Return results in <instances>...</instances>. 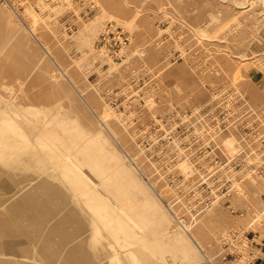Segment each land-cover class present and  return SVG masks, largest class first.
Returning a JSON list of instances; mask_svg holds the SVG:
<instances>
[{
  "label": "rangeland",
  "instance_id": "374dc122",
  "mask_svg": "<svg viewBox=\"0 0 264 264\" xmlns=\"http://www.w3.org/2000/svg\"><path fill=\"white\" fill-rule=\"evenodd\" d=\"M11 1L0 0V264H222L231 231L264 234V0ZM172 116L203 121L162 153L141 150V131ZM222 116L230 137L213 138ZM48 121L101 129L112 162L99 156L98 176L77 166L74 135L44 133ZM125 167L146 189L143 222L102 183H122Z\"/></svg>",
  "mask_w": 264,
  "mask_h": 264
},
{
  "label": "built area",
  "instance_id": "2783aa9c",
  "mask_svg": "<svg viewBox=\"0 0 264 264\" xmlns=\"http://www.w3.org/2000/svg\"><path fill=\"white\" fill-rule=\"evenodd\" d=\"M3 2H6V4L12 8H16L17 5H15V3L11 0H2ZM145 70V68H144ZM143 74L150 76V79L153 80V71L149 70V68L147 70H145L144 72H142ZM145 103H150V102H145ZM171 119L168 121L169 125H166L164 122H161V124H157V127H154V130H149L147 133V129L150 128L149 126L152 125H148L147 128H145L144 130L141 131V136L142 138H146V143L148 144V146H144L142 144V142L140 143L141 145V150H144L145 148L147 149V151H151L153 152L154 149L156 148V146H158V152L162 153L163 149L165 147H168V144L170 142H174L176 141V138L178 137L179 134L182 133L181 128H191L192 123H196V122H201L203 120V118H198V119H194V118H186L184 121L178 120L176 116H172L170 117ZM158 120V119H156ZM162 121V120H161ZM211 122H212V127L209 126L212 134L211 137L213 138H219V137H223L224 134H227L225 137H230L228 134L231 133V131L229 130V126L227 125L226 122V118L224 116L222 117H212L211 118ZM167 123V122H166ZM184 124V125H182ZM191 124V125H188ZM238 129V127H236ZM237 133H240V130L238 129ZM139 134L135 135L138 136ZM240 144V141H239ZM234 151L238 152V156H237V162L233 163L232 159L230 161H232L230 167L231 168H235L238 167L240 165L239 160V155L240 153L243 151L242 147H240V145H238V147H236V149ZM133 160V159H132ZM170 166L172 168V170L174 169L175 165L173 164H167L166 169L169 168ZM160 168H162L160 166ZM155 170L156 173L159 172V168H157L156 166L154 168H152ZM146 179L148 181H151V176H145ZM171 184H173L174 182V178H169ZM215 184L212 182L211 184H209L210 187H213ZM221 189H223V186H226V190L223 193V195H225V193L229 192V180H225L222 182V184L220 185ZM218 198L217 197H213V198H209L207 199V201L202 202L200 205H204L205 203L208 206H211ZM221 200L225 201L224 198H221ZM174 201V199H173ZM178 202H175V204H177ZM206 206V207H208ZM205 208V207H203ZM201 208L199 211H197L196 213H200L201 210L203 209ZM230 210L231 212H235L236 209L231 205L230 206ZM183 224H181L182 226H185L186 223L182 222ZM254 235L250 236L248 235L247 232H245L244 230H242L241 232H239L238 230H233L231 231L229 234L226 235L223 244L225 246L224 249H226L225 253L222 256V264H251L253 262L254 259V252H253V245L255 243L254 239H253ZM226 259V260H225ZM229 260V261H227Z\"/></svg>",
  "mask_w": 264,
  "mask_h": 264
},
{
  "label": "bare ground",
  "instance_id": "6f19581e",
  "mask_svg": "<svg viewBox=\"0 0 264 264\" xmlns=\"http://www.w3.org/2000/svg\"><path fill=\"white\" fill-rule=\"evenodd\" d=\"M0 15V19L2 20L9 18V14L5 13V11H1ZM26 113L38 116L37 110L33 108ZM50 122L53 121H48V123L46 122L45 125L42 124V126H44L41 129L43 131L45 130L44 133H49L51 135L52 132L57 130V127L61 128L62 126L61 124H56L54 127L53 123L51 124ZM88 126H84L81 124H77V122H74L71 123L70 126L68 124L67 126L63 125L62 128H66L67 131L70 130L69 132L74 135L73 138H70L68 141H66V145L67 147H70L72 151L76 150L75 152H77V154L79 155V157L76 158L75 164L79 167L80 165H82L84 167H87L88 169H92L94 171L92 175L98 176L100 174L101 168L99 156H103L104 159L109 163L112 162V159H110L109 155L110 153L108 155L106 154L110 142H108L101 129L95 127L93 128L91 125ZM102 183L107 188H110L118 197L123 196L125 198V202L131 206L128 207V210L126 212L129 217H133L135 220L140 222L144 221L143 211L140 209L139 203L137 204L136 202H138L139 199H145L144 194H146V189L144 187V184H141L139 182L132 171L128 170L127 167H125L124 172L122 173V183L120 184L114 181L111 182V180H103ZM162 226L165 225L162 224ZM121 245L127 247V244L123 242L121 243Z\"/></svg>",
  "mask_w": 264,
  "mask_h": 264
},
{
  "label": "crops",
  "instance_id": "0c3cea01",
  "mask_svg": "<svg viewBox=\"0 0 264 264\" xmlns=\"http://www.w3.org/2000/svg\"><path fill=\"white\" fill-rule=\"evenodd\" d=\"M254 256L255 259L251 264H264V234H257L254 238Z\"/></svg>",
  "mask_w": 264,
  "mask_h": 264
}]
</instances>
